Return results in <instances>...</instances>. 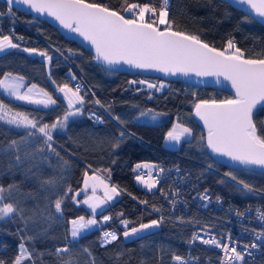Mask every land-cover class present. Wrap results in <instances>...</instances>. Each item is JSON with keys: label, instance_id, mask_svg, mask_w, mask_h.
<instances>
[{"label": "trees", "instance_id": "1", "mask_svg": "<svg viewBox=\"0 0 264 264\" xmlns=\"http://www.w3.org/2000/svg\"><path fill=\"white\" fill-rule=\"evenodd\" d=\"M89 2L121 11L126 17L130 15L122 11L124 0ZM138 2L150 3L157 9L163 6L161 0ZM5 8V3L0 1V10ZM167 11V19L175 30L199 35L203 41L221 49L232 39L246 57L264 58V25L224 0H168ZM16 14L20 24L15 25V32L19 38L7 29L6 22L0 23V34L7 33L19 45L0 52V76L4 72L20 74L44 88L57 103L40 107L15 101L1 92L0 100L13 112H23L40 125H50L68 109L57 93L61 85L72 86L75 75H79L87 89L80 92L84 98L80 114L70 118L66 128L53 131L50 143L55 151L47 147L46 138L35 129L17 128L0 121V186L5 188L4 201L18 208L11 219H0V261L13 264L23 243L31 256L23 264H179L173 256L186 253L194 229L224 228L225 223L220 220L225 217L223 208L211 207L202 212L189 207L187 211L170 213L157 196L159 188L166 184L164 181L152 191L137 186L134 169L142 160L184 166L200 176V187L221 196L225 203L264 207V193H248L225 176L232 173L238 180L264 192V172L232 168L212 159L201 140L202 130L191 116L195 101L225 99L230 94L177 80L169 81L160 92L139 89L136 83H130L137 74L105 69L94 61L89 50L65 38L43 18L19 11ZM25 48L37 51L30 53ZM40 52H47L51 59L39 55ZM149 109L157 116L156 120H136ZM117 116L120 120L114 118ZM174 119L190 126L192 136L179 147L169 148L162 144V138ZM254 119L264 120V111ZM121 131L125 132L122 138ZM30 132L34 134L29 135ZM209 165L214 170L208 169ZM86 171L98 173L121 193L103 207L102 215L111 216V220L104 222L98 214L100 222L96 228L70 240L69 220L91 213L71 198ZM56 199L62 200L60 213L55 211ZM154 207L160 211H154ZM161 217L158 227L128 239L121 235L123 228L116 226L120 219L129 220L132 226ZM102 228L116 229L118 239L101 244ZM64 247L68 248L67 252L57 253V248ZM190 250L200 256L215 253L198 245ZM255 264H264V247Z\"/></svg>", "mask_w": 264, "mask_h": 264}, {"label": "snow or ice", "instance_id": "2", "mask_svg": "<svg viewBox=\"0 0 264 264\" xmlns=\"http://www.w3.org/2000/svg\"><path fill=\"white\" fill-rule=\"evenodd\" d=\"M235 3L246 5L256 16L264 20V0H235ZM6 4L9 14L12 13L14 4H21L36 13L47 14L54 18L63 28L78 34L88 42L95 50L96 59L109 66L123 63L131 68L155 69L170 75L180 73L185 76L195 74L197 77H215L217 84L220 83L221 77L224 81L230 82V86L234 90L233 97L219 101L205 99L194 103L195 116L203 122V126L207 130L206 137L201 136V140H206V147L214 154L227 157L240 165L264 170V120L256 121L254 119L255 115L264 111V58H245L244 52L236 47L232 39H229L226 47L221 50L210 46L199 35L173 30L172 24L167 19L168 0H163V6L159 10L150 3H141L138 0L129 3L128 0H124L122 11L130 14L128 17L121 11L100 3L89 2V0H6ZM160 25H166V27L161 29ZM18 47L19 45L13 43L9 35L0 36V52ZM24 51L32 53L37 50L25 48ZM39 55L51 59L47 52H40ZM23 80L24 78L21 76L5 73L0 78V89H3L10 97L30 104L47 106L57 103L43 89H37L35 84L22 93ZM130 83L146 84L149 89H156V91H160L165 86L163 83L157 86L145 80L130 81ZM58 91L63 93L64 99L67 100L68 111L65 112L63 118L57 117L52 124L40 125L28 114L13 112L2 100H0V121L17 128L35 129L46 138L44 143L47 147L55 151L50 143L53 140V131L58 128H66L69 117L80 114L84 103L79 85L73 89L65 84L59 87ZM41 94L43 98H35ZM149 98L151 99V97ZM95 103L100 104V101L96 100ZM149 117L152 120L156 119V115L152 114L151 109L141 112L136 120L144 118L147 122ZM114 118L120 120L118 116ZM121 122L123 123V121ZM33 134L29 133V135ZM124 135L125 132L121 131L120 137L122 138ZM191 135V128L176 123L167 132L166 140L179 143L182 137ZM118 146V144L114 145V147ZM16 159L19 160L20 157L17 156ZM154 167L149 164H137L134 169V171L149 170L146 177L144 173L136 176V180L149 191L156 188L159 183L152 173ZM226 175L231 176L232 180L237 182V186L242 185V190H247L248 193L253 192L252 185L238 180L232 173H226ZM90 186L92 195H86L82 201L76 200V196L80 195L79 192L71 197L76 203H83L91 210L89 218L79 216L69 222L73 240L97 225L96 216L102 215L104 210L102 205H106L113 200L114 196L120 194L116 186H110L97 175L88 176L86 172L83 191L86 192ZM100 186L104 188L103 198L96 195V189ZM68 191L70 192L71 188ZM4 192L5 188L0 186V219H11L18 212V208L13 203L4 202ZM201 199H208V197L202 196ZM141 203L147 204V201H141ZM170 203H174V201H170ZM61 208L62 200L56 199V213H60ZM154 211L159 212L160 209L154 207ZM120 215L122 216L123 213ZM238 215H243V213H238ZM261 218L264 219V214H261ZM111 219V216L102 215L104 222ZM162 220L163 217L159 220L153 219L149 223H140L138 227H129L131 222L121 219L120 224L124 226L123 236L131 238L158 227ZM199 238L198 235H193V240ZM117 239L116 232L105 231L102 244L106 245ZM228 239L231 241V236ZM256 241L264 245V231L256 233ZM202 243L222 249L224 256L220 264H235L237 261L245 264V252L239 251L235 245L223 243L215 238L202 240ZM243 247L245 250L255 249L258 244L253 242ZM56 251L57 253L67 252L68 248H57ZM247 255H251V252H247ZM29 259H31L30 254L25 245L21 243L19 254L16 255L13 264H23L25 260ZM173 260L179 264H185L180 256H173ZM0 264H4V262L0 261Z\"/></svg>", "mask_w": 264, "mask_h": 264}, {"label": "built area", "instance_id": "3", "mask_svg": "<svg viewBox=\"0 0 264 264\" xmlns=\"http://www.w3.org/2000/svg\"><path fill=\"white\" fill-rule=\"evenodd\" d=\"M161 4L163 5V0H161ZM5 5L6 8L0 10V13H3V15H0V23L6 22L7 29L14 33L16 38H19V35L15 32V25L20 24V20L17 17L16 11L12 8V13L9 14L8 6L7 4ZM140 80L148 81L157 86L163 83L165 86L160 91L165 89L169 82L168 80L161 78L137 74L135 81ZM76 85H79L81 90L87 89L85 81L79 75H75V80L72 82L74 89ZM136 85L139 89H144L148 92H160L156 91V89H149L146 84L136 83ZM207 168L214 170L212 167ZM160 169H163V171H160ZM148 171L149 170L146 169H138L134 171V173L136 176L140 173H144L146 177ZM152 173L159 182L164 181L166 183L165 186L159 188L157 196L167 205L170 213L177 210L187 211L189 207H194L202 212L208 211L211 207L224 209L225 217L220 218V220L225 223L224 228L218 231H213L208 228H196L192 231L187 244L186 253L181 256L185 264H220L221 259L224 256L222 249L211 244L202 243V240L212 238L220 240L223 243L237 246L239 251L245 252V260L247 261V264H255L257 255L260 253L262 247H264L259 241H256V233L264 231V219L261 218V214H264L263 206L252 204L239 205L236 204V202L225 203L221 196L213 195L206 189L200 187V176L193 175L187 168L178 163L165 164L156 162V166L152 169ZM225 176L232 180L230 176ZM240 186L243 187L242 185ZM253 189L255 192L264 193L255 188ZM202 196H207L208 199H201ZM170 201H174V203H170ZM238 213H243V215H238ZM120 220L116 222V226L124 228V226L120 224ZM105 231L116 232V229H100L99 238L101 244L103 232ZM194 234L198 235L200 238L193 240ZM229 236L232 238L231 241L228 239ZM253 242H257V248L244 249V245H250ZM193 245L213 249L215 253L203 256L194 254L190 250ZM249 251L251 252V255H247V252ZM238 262L239 261L235 262V264Z\"/></svg>", "mask_w": 264, "mask_h": 264}, {"label": "water", "instance_id": "4", "mask_svg": "<svg viewBox=\"0 0 264 264\" xmlns=\"http://www.w3.org/2000/svg\"><path fill=\"white\" fill-rule=\"evenodd\" d=\"M0 1H3L4 3H6V0H0ZM224 1L228 2L229 4H231L232 6L238 8V9H240L243 13L255 18L258 22H260L261 24L264 25V20H262L260 17L256 16L255 13H253L246 5L237 4V3H235V0H224ZM12 8L15 9L16 11H19V12L30 13L32 15L39 16V17L43 18L48 24L55 27L65 38H67L69 40H73L79 46L83 47L84 49L89 50L93 56L94 61L97 62L102 67H104L105 69H108L111 71H116V72H124L127 74H140V75H145V76H154V77H159L161 79L168 80V81H173V80L182 81V82L187 83V84H192L196 87H201V88L208 87V88H212V89H215L218 91H225L228 94H230V97H228V98H231L234 96V90L231 88L230 82L224 81L222 77L220 78V83L217 84L215 77H197V76H195V74H189V75L185 76V75L180 74V73H177L176 75H170V74H165L163 72L157 71L155 69L144 70V69L131 68V67H129L123 63H121L119 65L109 66V65L105 64L103 61L96 59L95 50L88 42L84 41L83 38L80 37L78 34L72 33L68 29L63 28L54 18L49 17L47 14L36 13V12L32 11L31 9H29L27 6L21 5V4H14ZM160 28L163 29L164 27H160ZM173 30H175V29H173ZM176 31H179V30H176ZM210 46H212V45H210ZM216 48H218V47H216ZM218 49H221V48H218ZM221 50H223V49H221ZM245 58H249V57L245 56ZM256 59H259V58H256ZM225 99H227V98H225ZM203 100H205V99H203ZM219 100H224V99H218V101ZM197 101H199V100H197ZM197 101H195V102H197ZM194 103L191 107V116L193 117V119L195 120L197 125L202 130L203 136L206 137L207 130L204 128L203 122L200 121L199 118L195 116ZM203 144H204V148H205L206 152L209 154V156L212 159H214L215 161L219 162L220 164H223L225 166L232 167V168L253 169V170H259V171L264 172V170H262V169H259L256 167H248V166L240 165L237 162L231 161L227 157L219 156L217 154L212 153L211 150L206 147V140H203Z\"/></svg>", "mask_w": 264, "mask_h": 264}, {"label": "rangeland", "instance_id": "5", "mask_svg": "<svg viewBox=\"0 0 264 264\" xmlns=\"http://www.w3.org/2000/svg\"><path fill=\"white\" fill-rule=\"evenodd\" d=\"M161 7H162V6H161ZM161 7H160V8H161ZM160 8H159V9H160ZM159 9H158V10H159ZM127 14H128V13H127ZM159 27H166V25H160ZM2 35H8V34H7V33L0 34V36H2ZM13 43H14V42H13ZM5 73H11L12 76H21V77H23L22 75L17 74V73H14V72H4L3 74H5ZM3 74L0 76V78L3 77ZM23 78H24V80H23L24 87L21 88V92H22V93L25 92V91H27V88L30 87L32 84L37 85V84L34 83V82L27 81L25 77H23ZM72 79H73V78H72ZM64 85H65V84H64ZM67 85H68L69 87H72L71 84H67ZM61 86H63V85H61ZM61 86H60V87H61ZM72 88H73V87H72ZM37 89H43L45 92H47L44 88L40 87L39 85H37ZM0 92H1L4 96L9 97V98H11V99H13V100H15V101L23 102V103H26V104H30V103H27V102H25V101H19V100H16L14 97H10V96H9V95H8L3 89H0ZM47 93H48V92H47ZM57 93H58V95L64 100V102H65L66 105H67V100L64 99L63 93H60V92L58 91V89H57ZM48 94H49V93H48ZM49 95H50V94H49ZM50 96L54 99V97H53L52 95H50ZM35 98L40 99V98H43V97H42V94H41V96H37V97H35ZM31 105L40 106V107H48V106H50L51 104H50V105H47V106H45V105H36V104H31ZM67 111H68V109H67ZM64 114H65V113H64ZM64 114H63L62 117H60V118H63ZM75 116H76V115H75ZM72 117H74V116L69 117V119L72 118ZM156 118H157V116H156ZM141 119L145 120L144 118H141ZM147 120H152V119H151V117H149ZM155 120H156V119H155ZM3 122H4V121H3ZM5 123H6V122H5ZM176 123H180V124H182V125H184V126L190 128V126H188V125H186V124H184V123H181V122L177 121L176 119H174V120L172 121V123L170 124L169 128H168V129L166 130V132L164 133L163 138H162V144H163L164 146H166V147H169V148H177V147H179L180 143H181L183 140L189 139V138L192 136V135H191V136L182 137V139H181V141H180L179 143L168 142V141L166 140L167 132L172 128L173 124H176ZM137 164H149V165H154V166H156V162H155V161H151V160H142V161L137 162L136 165H137ZM136 165H135V166H136ZM146 170H148V169H146ZM86 172H87V171H86ZM86 172H85V173H86ZM85 173H84V175H83V178H82V181H81V185H80L76 190H74V192H73V196H75V194L78 193V192L80 193L79 196H76V200H77V201H82L83 199H85L86 195H92V189H91V186L87 189L86 192L83 191V189H84ZM87 174H88V176L97 175V176L101 177V178L105 181V183L109 184L110 186H116V185L110 183L107 179H105L104 177H102L101 175H99V174L96 173V172H92V171H91V172H87ZM134 182H135V184H136L137 186L145 188L143 184L139 183V182L136 180V175L134 176ZM90 185H91V181H90ZM116 187H117V186H116ZM117 189H118L119 193H121V192H120V189H119L118 187H117ZM145 189L148 190L147 188H145ZM154 189H155V188H154ZM154 189H153V190H154ZM96 195H97L98 197H101V198L104 197V188H103L102 186L97 187V189H96ZM119 195H120V194H119ZM118 197H119V196H114L113 200L117 199ZM113 200H111V201H113ZM73 201H74V200H73ZM111 201H109L108 203H110ZM4 202H5V201H4ZM74 202H75V201H74ZM108 203H107V204H108ZM81 204H83V203H81ZM107 204H106V205H107ZM83 205H84V204H83ZM106 205H102V208L105 207ZM84 206H85L88 210H90V209L88 208L87 205H84ZM97 211H99V209H98ZM90 212H91V210H90ZM90 216H91V213H90L89 216H87V217H85V218L87 219V218H89ZM77 217H79V216H77ZM77 217H75V218H77ZM72 219H74V218H72ZM72 219H70L69 222H70ZM96 219H97L98 224H99L100 219H98L97 216H96ZM151 220H153V219H151ZM151 220H148V221H145V222H142V223H149ZM98 224L95 225V226H93L92 228H96V227L98 226ZM139 224H140V223H139ZM139 224L132 225V226H129V227H138ZM92 228H91V229H92ZM70 229H71V224L69 223L68 236H69V239H70V240H73L72 237H71V234H70ZM152 229H153V228H152ZM150 230H151V229H150ZM87 231H89V230H87ZM87 231H85V232H87ZM123 231H124V228L121 230V235H122V237H123L124 239H128V238H125V237L123 236ZM147 231H148V230H147ZM83 233H84V232H83ZM142 233H143V232H142ZM140 234H141V233H140Z\"/></svg>", "mask_w": 264, "mask_h": 264}, {"label": "crops", "instance_id": "6", "mask_svg": "<svg viewBox=\"0 0 264 264\" xmlns=\"http://www.w3.org/2000/svg\"><path fill=\"white\" fill-rule=\"evenodd\" d=\"M61 117H62V116H61ZM57 130H61V129L58 128Z\"/></svg>", "mask_w": 264, "mask_h": 264}]
</instances>
